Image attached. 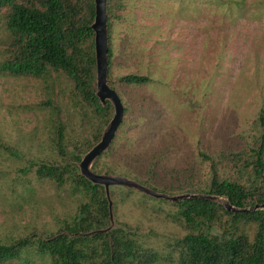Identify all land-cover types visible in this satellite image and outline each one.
Returning a JSON list of instances; mask_svg holds the SVG:
<instances>
[{
  "label": "rangeland",
  "instance_id": "obj_1",
  "mask_svg": "<svg viewBox=\"0 0 264 264\" xmlns=\"http://www.w3.org/2000/svg\"><path fill=\"white\" fill-rule=\"evenodd\" d=\"M120 5L110 21L107 77L122 101L124 118L97 161L109 168L102 174L168 195L187 193L189 185L204 188L211 168L200 153L239 152L260 135L264 0H123ZM5 38L0 26V63ZM130 74L149 82H119ZM46 86L61 109L68 143L86 138L95 124L93 108L67 86L0 71L2 243L56 231L80 203L68 188L59 190L35 174L37 163L55 158L48 111L41 105ZM110 200L115 228L130 226L137 241L158 254L157 264H180L176 242L187 232L176 207L122 187L110 190ZM240 229L252 238L255 226L241 224ZM30 260L43 262L36 255Z\"/></svg>",
  "mask_w": 264,
  "mask_h": 264
},
{
  "label": "trees",
  "instance_id": "obj_2",
  "mask_svg": "<svg viewBox=\"0 0 264 264\" xmlns=\"http://www.w3.org/2000/svg\"><path fill=\"white\" fill-rule=\"evenodd\" d=\"M121 2L107 0L108 34ZM94 18V0H0V26L6 32L1 73L67 86L73 97L93 108L95 121L86 138L68 143L61 109L46 86L47 98L41 105L48 111L55 158L37 163L35 174L59 190L68 188L80 203L75 215L61 222L56 231L32 234L8 244L0 242V264H34L31 255H36L42 264H157L159 260L153 249L137 241L136 233L125 223L108 233L100 232L110 225L104 188L80 176L77 167L81 156L100 140L113 116L111 104L107 102L103 107L95 97ZM111 55L109 44L108 64ZM119 82L141 86L149 78L130 74ZM256 123L260 135L248 148L217 157L200 153L210 164L208 183L204 188L189 185L185 192L223 196L237 208L263 205L264 109ZM103 155L95 160L93 172L102 174L109 169L101 168L97 162ZM227 167L229 171L224 172ZM111 197L116 204V192H111ZM168 204L176 207L177 219L187 232L176 242L180 264H264V210L233 213L215 202L196 199ZM241 224L255 226L252 238L240 229ZM63 232L98 233L72 237L61 235Z\"/></svg>",
  "mask_w": 264,
  "mask_h": 264
},
{
  "label": "water",
  "instance_id": "obj_3",
  "mask_svg": "<svg viewBox=\"0 0 264 264\" xmlns=\"http://www.w3.org/2000/svg\"><path fill=\"white\" fill-rule=\"evenodd\" d=\"M95 2V18L92 24L94 31V46H95V62H96V90L95 97L99 100L100 104L104 107L109 102L113 108V116L108 124L104 127L100 140L92 146L85 154L81 156L80 161L77 163L79 174L90 183L99 185L104 188L106 198L109 204L110 225L103 231L108 233L115 228L113 215H112V202L110 200V190L116 187L127 189H134L146 196L154 199L164 200L168 202H179L181 200L196 199L207 200L221 205L226 211L233 213H253L255 211L264 210L263 205H255L251 208H237L233 206L230 201L223 197L213 194H191L184 193L179 195H168L166 193L154 191L136 181L131 179L113 176L107 174L95 173L91 170L95 160L103 153L107 152L116 132L123 122L124 106L117 92L111 89L108 85V51H109V37L107 26V0H94ZM94 233L88 234L78 233L70 234L63 232L61 235L70 236H90Z\"/></svg>",
  "mask_w": 264,
  "mask_h": 264
}]
</instances>
